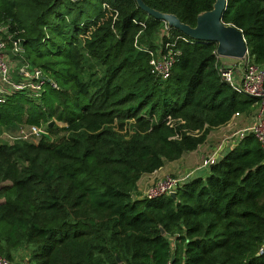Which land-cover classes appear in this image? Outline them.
Instances as JSON below:
<instances>
[{
	"label": "trees",
	"instance_id": "16d2710c",
	"mask_svg": "<svg viewBox=\"0 0 264 264\" xmlns=\"http://www.w3.org/2000/svg\"><path fill=\"white\" fill-rule=\"evenodd\" d=\"M30 1L28 14L19 0H0V20L25 29L28 57L60 89L0 102V139L20 125H44L53 138L0 140V255L25 250L28 264H264V152L253 133L206 177L178 187L177 199L138 189L144 174L258 107L223 79L217 43L169 29L181 53L163 79L150 52L166 24L136 0ZM144 1L191 26L215 2ZM223 14L264 66V0H228Z\"/></svg>",
	"mask_w": 264,
	"mask_h": 264
},
{
	"label": "built area",
	"instance_id": "2783aa9c",
	"mask_svg": "<svg viewBox=\"0 0 264 264\" xmlns=\"http://www.w3.org/2000/svg\"><path fill=\"white\" fill-rule=\"evenodd\" d=\"M166 24V23H165ZM167 41L160 40V45L150 52L152 59L150 66L154 75L167 79L180 56V49L176 47L177 39L170 41L172 35L169 33L167 24L165 26ZM25 29L13 19L0 20V102L6 101L7 96L23 91L31 98H40L49 88L60 89V85L50 76L42 66L34 65L28 57L25 45ZM139 35V34H138ZM137 35V39L138 36ZM180 38V37H178ZM186 39V38H183ZM137 44V40H136ZM245 58L233 59V63L220 66V73L223 79L237 91L252 97H258L259 115L255 123L247 129L238 131L240 141L248 133H253L261 143L264 152V66L256 63L250 56L249 51ZM241 71V72H240ZM240 72V74H239ZM42 132H48L44 125H20L13 133L4 131L2 138L15 143L18 140L38 141L42 138ZM50 134V133H49ZM44 137V136H43ZM226 141V139H225ZM225 141L220 144L213 154L209 155L202 163L204 167H210L217 163ZM193 173H187L180 177L167 175L158 181L151 183L144 190L143 194L148 199H156L162 195H170V192L177 191L178 187L191 178ZM264 253V242L259 249ZM0 264H19L0 255Z\"/></svg>",
	"mask_w": 264,
	"mask_h": 264
},
{
	"label": "water",
	"instance_id": "95a60500",
	"mask_svg": "<svg viewBox=\"0 0 264 264\" xmlns=\"http://www.w3.org/2000/svg\"><path fill=\"white\" fill-rule=\"evenodd\" d=\"M136 1L140 9L149 16L165 22L168 28H176L193 40L208 43L216 42V54L219 57L242 59L248 54V44L242 30L235 24L226 23L223 19L228 0H215L211 10L202 11L198 14L194 26L183 22L175 13H165L156 8H151L144 0ZM55 124V120H52L48 126L53 127ZM42 135L49 140H53L48 132H42ZM170 196L177 199L178 194L172 191ZM161 233H165L162 227ZM118 260L120 261L119 258Z\"/></svg>",
	"mask_w": 264,
	"mask_h": 264
},
{
	"label": "crops",
	"instance_id": "0c3cea01",
	"mask_svg": "<svg viewBox=\"0 0 264 264\" xmlns=\"http://www.w3.org/2000/svg\"><path fill=\"white\" fill-rule=\"evenodd\" d=\"M28 53V51H27ZM221 58L222 65H228L230 63ZM233 63V62H231ZM241 72V71H240ZM239 72V74H240ZM259 107L254 111L255 114L247 115V114H239L235 115V117L226 125L216 127V129L210 131L208 138L205 143L198 146L195 151L184 153V155L177 159V161L166 162L165 165L157 171L151 174H144L142 178L138 182L139 191L144 192V190L153 182L158 181V179L164 178L167 175L180 176L187 173H193L190 179L195 178L197 171H203L209 174L210 167L202 166L203 161L213 152L216 148L225 141L223 150L221 151V155L219 159L224 157L227 152L233 149L236 144L239 142L238 140V131L242 129H247L252 126L257 117L259 115ZM188 179V180H190ZM187 180V181H188ZM186 181V182H187ZM144 195V194H143ZM174 246V243L172 244Z\"/></svg>",
	"mask_w": 264,
	"mask_h": 264
},
{
	"label": "rangeland",
	"instance_id": "374dc122",
	"mask_svg": "<svg viewBox=\"0 0 264 264\" xmlns=\"http://www.w3.org/2000/svg\"><path fill=\"white\" fill-rule=\"evenodd\" d=\"M20 1V4L22 5V7L20 8V11L24 13H30L32 11V7H31V1L30 0H19ZM23 10V11H22ZM158 37H159V41L163 39V37L166 35V31L164 28H162L158 33H157ZM225 61L229 62L230 63L233 61V59H230V58H227V59H224ZM232 60V61H231ZM259 107V105H258ZM255 114V112H253ZM252 113V114H253ZM247 115H251V114H247ZM60 125H63L62 123H60ZM1 142L2 143H8L9 145H13L14 143L12 142H9L6 138H2L1 137ZM186 175V174H184ZM184 175H180V177L184 176ZM208 174L206 172H203V171H197V174L195 175V178H197V176H202V177H206ZM173 176V175H171ZM175 177V176H174ZM177 177V176H176ZM3 184L0 183V187L2 186ZM141 192V191H140ZM142 193V192H141ZM2 200V198H0V201ZM15 259L13 261H16L17 263L19 264H28V257H29V253L25 250H22L20 251L19 254H16L15 256Z\"/></svg>",
	"mask_w": 264,
	"mask_h": 264
}]
</instances>
